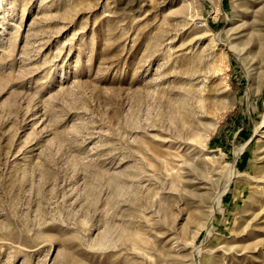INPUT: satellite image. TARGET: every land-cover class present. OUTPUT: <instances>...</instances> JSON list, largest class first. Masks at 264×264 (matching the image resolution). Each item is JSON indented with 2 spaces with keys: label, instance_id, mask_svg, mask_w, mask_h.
Segmentation results:
<instances>
[{
  "label": "rangeland",
  "instance_id": "obj_1",
  "mask_svg": "<svg viewBox=\"0 0 264 264\" xmlns=\"http://www.w3.org/2000/svg\"><path fill=\"white\" fill-rule=\"evenodd\" d=\"M0 264H264V0H0Z\"/></svg>",
  "mask_w": 264,
  "mask_h": 264
}]
</instances>
